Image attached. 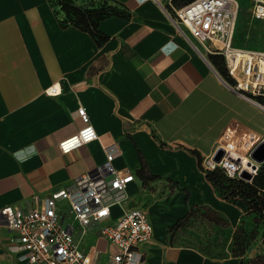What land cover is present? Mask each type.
I'll return each instance as SVG.
<instances>
[{
    "label": "crops",
    "instance_id": "obj_1",
    "mask_svg": "<svg viewBox=\"0 0 264 264\" xmlns=\"http://www.w3.org/2000/svg\"><path fill=\"white\" fill-rule=\"evenodd\" d=\"M110 1L125 14L102 18L107 38L97 42L63 23L50 0H0V264H30L1 210H28L61 188H81L111 149L114 168L134 174L123 190L109 191L112 217L144 208L154 228L141 245L145 264H241L180 242L171 226L198 207L239 224L243 209L219 196L203 160L231 121L264 136V111L231 87L222 54L169 16L193 0ZM238 3L232 47L264 50L254 0ZM81 106L98 138L63 153L59 142L84 125ZM98 227L89 224L82 245L107 262L115 247Z\"/></svg>",
    "mask_w": 264,
    "mask_h": 264
},
{
    "label": "built area",
    "instance_id": "obj_2",
    "mask_svg": "<svg viewBox=\"0 0 264 264\" xmlns=\"http://www.w3.org/2000/svg\"><path fill=\"white\" fill-rule=\"evenodd\" d=\"M238 9V0H193L182 7H173L169 16L183 23L208 52L221 53L228 75L233 79L231 87L264 111V50L232 47ZM252 13L264 19V0H254ZM49 91L55 93L57 89L52 86ZM77 114L84 125L59 142L63 153L98 138L86 109L79 107ZM263 139L256 131L231 121L213 153L204 158L203 166L219 167L233 178H242L243 171L254 176L260 163L254 160L252 152ZM220 149L222 156L216 160ZM114 153L111 149L106 161L86 174L81 188H61L28 210L17 205L1 210L5 224L16 233L19 258L30 264H145L141 245L154 234L148 212L131 207L112 217L113 199L109 198V191H121L134 179L131 171L114 168L111 163ZM90 223H96L100 235L115 247L107 262L98 260L99 250L89 251L82 245Z\"/></svg>",
    "mask_w": 264,
    "mask_h": 264
},
{
    "label": "trees",
    "instance_id": "obj_3",
    "mask_svg": "<svg viewBox=\"0 0 264 264\" xmlns=\"http://www.w3.org/2000/svg\"><path fill=\"white\" fill-rule=\"evenodd\" d=\"M107 1L110 3L99 7H91L77 4L73 0H58L65 14L67 16H72V20L70 21H61L63 23H73L89 31L97 42H102L107 38V35L99 29V21L112 14H125V12L112 1ZM219 66L223 73H225V67L223 65ZM206 176L214 184L219 196L240 206L244 211L243 215L255 214L258 217L257 220L264 225V164L260 165L257 173L251 180L229 177L219 167L215 169H206ZM198 208L193 209L187 216L171 226V231L182 228L186 221L192 219ZM211 210L215 211L213 209ZM243 224L244 218L240 220L238 228L235 230V241L241 239V241L237 243L238 247L234 250L236 255H244L246 250L254 243L253 239L255 235L249 236L248 233H245L244 236L240 238L239 232L240 229H243Z\"/></svg>",
    "mask_w": 264,
    "mask_h": 264
},
{
    "label": "rangeland",
    "instance_id": "obj_4",
    "mask_svg": "<svg viewBox=\"0 0 264 264\" xmlns=\"http://www.w3.org/2000/svg\"><path fill=\"white\" fill-rule=\"evenodd\" d=\"M55 11L62 21L72 20V16H67L61 9L58 0H50ZM80 5L99 7L109 4L107 0H73ZM253 8V7H252ZM222 65V64H220ZM264 162L260 163V165ZM221 217V218H220ZM244 218L243 229H240V238L248 233L249 236L255 235L254 243L244 255H236L235 248L241 239L235 241V230L230 226L227 217L221 212H215L206 207H199L192 217L186 221L180 231V242L199 248L206 254L213 256L235 255L241 257V264H264V225L257 220L255 214L242 215ZM240 223V222H239Z\"/></svg>",
    "mask_w": 264,
    "mask_h": 264
},
{
    "label": "water",
    "instance_id": "obj_5",
    "mask_svg": "<svg viewBox=\"0 0 264 264\" xmlns=\"http://www.w3.org/2000/svg\"><path fill=\"white\" fill-rule=\"evenodd\" d=\"M223 151L220 149L215 155L216 160H220ZM252 157L259 163L264 162V139L256 146L252 152ZM241 177L244 179H251L253 176L248 171H243Z\"/></svg>",
    "mask_w": 264,
    "mask_h": 264
}]
</instances>
